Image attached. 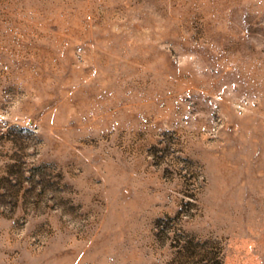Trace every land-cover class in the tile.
I'll return each instance as SVG.
<instances>
[{
	"label": "rangeland",
	"instance_id": "obj_1",
	"mask_svg": "<svg viewBox=\"0 0 264 264\" xmlns=\"http://www.w3.org/2000/svg\"><path fill=\"white\" fill-rule=\"evenodd\" d=\"M0 264H264V0H0Z\"/></svg>",
	"mask_w": 264,
	"mask_h": 264
}]
</instances>
